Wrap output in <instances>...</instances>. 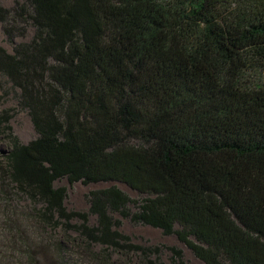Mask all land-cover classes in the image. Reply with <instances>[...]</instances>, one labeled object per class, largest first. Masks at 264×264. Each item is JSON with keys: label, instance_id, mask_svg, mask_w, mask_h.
<instances>
[{"label": "trees", "instance_id": "1", "mask_svg": "<svg viewBox=\"0 0 264 264\" xmlns=\"http://www.w3.org/2000/svg\"><path fill=\"white\" fill-rule=\"evenodd\" d=\"M1 32L13 50L0 46L12 140L0 195L64 234L39 242L40 264H70L71 247L92 264H164L163 249L188 264L179 247L135 244L123 220L176 235L205 264H264V0H25L0 5ZM13 94L28 144L1 111ZM61 179L141 198L111 186L70 211ZM14 235L33 263L25 229Z\"/></svg>", "mask_w": 264, "mask_h": 264}, {"label": "rangeland", "instance_id": "2", "mask_svg": "<svg viewBox=\"0 0 264 264\" xmlns=\"http://www.w3.org/2000/svg\"><path fill=\"white\" fill-rule=\"evenodd\" d=\"M17 1L23 2L25 0H0V5L6 8H12ZM31 34L32 30H30L29 35ZM20 41L21 40L17 39V42ZM0 46L6 48L9 52L13 50L12 44L2 32L0 34ZM2 94V88L0 86V96ZM2 110H13V118L9 124L12 127L14 136L19 138L23 144H28L37 137V133L28 112L20 108L14 94L5 98L1 104V111ZM11 142L12 140L9 136L0 134V164L4 162V155L10 149ZM55 185L57 187L67 188L68 197L66 206L70 211L88 213L90 208V192L111 186L119 187L131 198H141L137 191L121 182H102L86 185L82 182L70 184L67 179H61L57 181ZM31 214V204L27 200L19 199L15 196L5 198L3 195H0V264H40L43 261V254L40 255L37 253V250H39L41 246L39 242L43 244L42 247L45 246L46 248L47 245L60 242L63 238L64 234L60 230L53 231L48 229L45 230L44 228L41 229V227H34V222L29 219V215ZM96 222L97 218L90 215V225H95ZM74 223L77 224L75 221ZM16 226H22V228L25 229L26 237L31 241L29 243L33 244L36 250V259L32 261L33 263L22 257V247L17 243L19 237L14 235L16 233ZM121 231L130 236L135 244L160 248L164 246H176L184 251L185 261L188 264H205L202 260L197 258L184 243L180 242L176 235H165L161 229L148 225H136L130 220H123ZM68 236V240L78 239L79 237L76 232H71ZM64 238H66V236ZM99 250L100 246H96L94 249V251ZM170 258V252L163 249L161 255L162 262L164 264H170ZM68 259L70 260V264H92L82 249L74 247L70 248Z\"/></svg>", "mask_w": 264, "mask_h": 264}]
</instances>
